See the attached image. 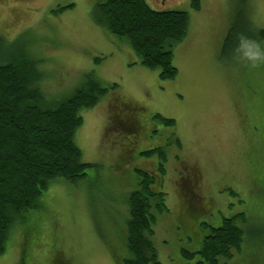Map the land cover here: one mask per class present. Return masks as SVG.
<instances>
[{
    "label": "rangeland",
    "instance_id": "374dc122",
    "mask_svg": "<svg viewBox=\"0 0 264 264\" xmlns=\"http://www.w3.org/2000/svg\"><path fill=\"white\" fill-rule=\"evenodd\" d=\"M104 1L0 0L2 56L36 59L46 99L71 97L92 72L108 88L80 111L74 135L83 161L95 165L77 182L51 180L14 221L0 264H118L128 257L127 197L137 187L136 168L158 174V154L142 153L158 146L166 149L169 208L154 227L159 260L202 264L182 248L197 251L209 224L244 212L245 241L221 260L264 264V39L254 32L264 29V0L248 1L250 22L227 43L238 0H200V10L192 0H146L156 10L189 12L188 33L174 47L178 74L164 80L140 62L126 36L98 21ZM59 6L66 8L55 11Z\"/></svg>",
    "mask_w": 264,
    "mask_h": 264
},
{
    "label": "trees",
    "instance_id": "16d2710c",
    "mask_svg": "<svg viewBox=\"0 0 264 264\" xmlns=\"http://www.w3.org/2000/svg\"><path fill=\"white\" fill-rule=\"evenodd\" d=\"M248 1L238 0L239 20L230 27L226 43L247 28L250 22L246 18ZM191 5L195 10L201 9L200 0H192ZM71 6L73 4L66 7ZM66 7L59 6L55 11ZM95 15L109 31L126 36L140 62L159 69L162 80L176 77L174 47L188 33V11L156 10L146 0H105L97 5ZM254 32L264 39V29H254ZM3 45L4 38L0 36V255L5 251L14 221L36 205L51 180L62 177L77 182L95 165L83 161V152L74 135L83 123L80 111L95 106L108 90L92 72L71 97L50 101L40 84L43 74L37 67L38 61L25 56L5 60ZM123 104L131 109L130 104ZM155 118L166 125L175 124L173 118L161 114H156ZM175 142L181 145L179 138ZM142 153L158 154V174L136 168L137 187L127 197L126 247L130 255L116 258L118 264H163L153 237L158 213L169 210L167 192L163 189L166 149L158 146ZM243 221L246 216L240 212L223 216L219 225L208 223L209 231L201 247L197 251L182 248V254L188 259L197 254L202 264H225L221 258L232 257V250H240L245 241ZM261 242L258 238L255 243L263 245Z\"/></svg>",
    "mask_w": 264,
    "mask_h": 264
},
{
    "label": "flooded vegetation",
    "instance_id": "af4514ba",
    "mask_svg": "<svg viewBox=\"0 0 264 264\" xmlns=\"http://www.w3.org/2000/svg\"><path fill=\"white\" fill-rule=\"evenodd\" d=\"M190 174H191V173H190ZM190 174H189V175H190Z\"/></svg>",
    "mask_w": 264,
    "mask_h": 264
}]
</instances>
